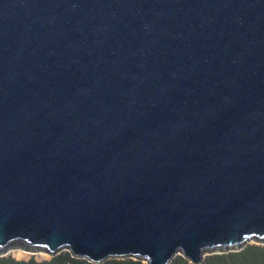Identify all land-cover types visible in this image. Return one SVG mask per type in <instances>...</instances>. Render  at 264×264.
I'll return each mask as SVG.
<instances>
[{
  "label": "water",
  "instance_id": "water-1",
  "mask_svg": "<svg viewBox=\"0 0 264 264\" xmlns=\"http://www.w3.org/2000/svg\"><path fill=\"white\" fill-rule=\"evenodd\" d=\"M264 243V0H0V256L101 263Z\"/></svg>",
  "mask_w": 264,
  "mask_h": 264
},
{
  "label": "trees",
  "instance_id": "trees-1",
  "mask_svg": "<svg viewBox=\"0 0 264 264\" xmlns=\"http://www.w3.org/2000/svg\"><path fill=\"white\" fill-rule=\"evenodd\" d=\"M140 260L132 258L107 259L101 263H93L87 259L76 258L69 254H57L48 261H35V259L18 260L12 256H0V264H139ZM169 264H192L179 255L174 257ZM201 264H264V244L245 245L240 250L218 253L208 257L206 262Z\"/></svg>",
  "mask_w": 264,
  "mask_h": 264
},
{
  "label": "rangeland",
  "instance_id": "rangeland-1",
  "mask_svg": "<svg viewBox=\"0 0 264 264\" xmlns=\"http://www.w3.org/2000/svg\"><path fill=\"white\" fill-rule=\"evenodd\" d=\"M250 244H260V245H263L264 243H257L255 241L251 240L246 245H250ZM17 251H23V252H28V253H25L26 255L17 256L16 255ZM60 253L63 254V255L69 254L70 256H72L71 253L67 249H64V248L63 249H60L55 255L60 254ZM218 253H222V252H211V253L208 252V253H206L205 254V258L203 259L202 262L203 263L206 262L208 260V257L210 258V257H212V256H214V255H216ZM179 255H180V253H177L176 256H174V257H177ZM3 256H12V257H14V258H16L18 260H25V261H27L29 259H35V261H38V262H40V261H48L52 257L51 254H49V253H47L45 251H40V250L39 251H27V250H24V249L19 248V247H12V248H10L8 250V252L5 255H3ZM120 259H123V258H120ZM132 259H134V258H132ZM134 260H136V259H134ZM139 264H146V263H145V261H141L140 260Z\"/></svg>",
  "mask_w": 264,
  "mask_h": 264
},
{
  "label": "bare ground",
  "instance_id": "bare-ground-1",
  "mask_svg": "<svg viewBox=\"0 0 264 264\" xmlns=\"http://www.w3.org/2000/svg\"><path fill=\"white\" fill-rule=\"evenodd\" d=\"M25 253H28V252L17 251L16 255L17 256H22V255H26Z\"/></svg>",
  "mask_w": 264,
  "mask_h": 264
}]
</instances>
